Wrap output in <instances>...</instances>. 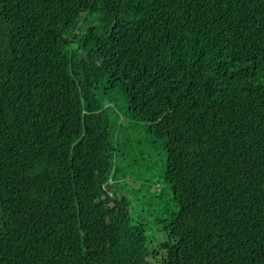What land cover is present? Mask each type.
<instances>
[{
	"label": "trees",
	"instance_id": "1",
	"mask_svg": "<svg viewBox=\"0 0 264 264\" xmlns=\"http://www.w3.org/2000/svg\"><path fill=\"white\" fill-rule=\"evenodd\" d=\"M0 264H264V0H0Z\"/></svg>",
	"mask_w": 264,
	"mask_h": 264
},
{
	"label": "rangeland",
	"instance_id": "2",
	"mask_svg": "<svg viewBox=\"0 0 264 264\" xmlns=\"http://www.w3.org/2000/svg\"><path fill=\"white\" fill-rule=\"evenodd\" d=\"M113 106L115 107L116 111L122 116L123 111L126 110L127 108V103L124 101L123 96L118 95L116 96V102L115 104H113ZM123 123L128 124L127 122H123ZM114 137L115 139L119 137L130 139V144L131 147L133 148L131 151L136 155V157H138L136 160H138L139 166H141L140 168L149 167V172L151 173V175L154 176L156 180H159V177L161 175L165 163V155L161 148L162 144L158 141H155L146 134L144 125L141 124L139 125L138 123L131 122V124L128 125L127 129L122 133H120V129H117V131L114 133ZM152 143L155 145V147L153 151L148 153L149 147L152 146ZM139 155H144L143 161H141L142 157L139 158ZM114 189L119 195L121 191L131 192L130 186L125 184L124 182L116 183ZM164 192L166 194L165 199L168 200L169 195L167 191Z\"/></svg>",
	"mask_w": 264,
	"mask_h": 264
}]
</instances>
